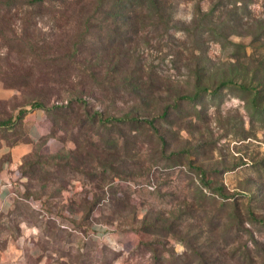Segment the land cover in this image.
Returning a JSON list of instances; mask_svg holds the SVG:
<instances>
[{
  "label": "rangeland",
  "instance_id": "1",
  "mask_svg": "<svg viewBox=\"0 0 264 264\" xmlns=\"http://www.w3.org/2000/svg\"><path fill=\"white\" fill-rule=\"evenodd\" d=\"M159 1L171 31L155 30L154 17L118 46L111 31L83 37L85 49L113 53L90 77L62 55L79 32L64 31L75 14L65 24L43 7L40 31H0V58L11 67L68 68L19 89L0 77L11 91L0 120L34 99L44 104L14 201L0 213V264H184L193 239L220 264H264V0ZM61 6L69 14L74 4ZM2 24L18 29L15 18ZM166 105L157 133L100 121L152 118ZM25 128L24 117L0 127V141H26ZM192 255L187 264H198Z\"/></svg>",
  "mask_w": 264,
  "mask_h": 264
},
{
  "label": "trees",
  "instance_id": "2",
  "mask_svg": "<svg viewBox=\"0 0 264 264\" xmlns=\"http://www.w3.org/2000/svg\"><path fill=\"white\" fill-rule=\"evenodd\" d=\"M18 0H3L0 2V20L2 21L4 18H15L18 21V29L12 28L8 25L2 24L0 26V31H40L37 28V18H41L44 14V11H57L59 12V18L62 19L63 23L67 24L68 18L73 14L76 15V23L74 26L70 28H64V31H79L74 40L68 41V46L66 45L63 49V54L66 57H70L77 62L76 67L78 69L79 75H87V76H95L94 69L96 65H107L113 61V59L109 55L107 50L105 51V55H102V52H99L97 48L94 49H85L83 41L88 32L97 31L101 36H105L109 31L111 36L108 37L109 42H115L113 45H121L125 43V35L130 33H135L136 31H141L150 23H147V19H151L154 17L158 18V22H160V26L155 22L152 26L155 30L158 31H171V28L174 26L171 25V16L168 13L167 7L161 5L159 0H26L25 6L28 9L20 10L18 8ZM57 4V6L52 7V5ZM63 3L66 5L73 3L74 7L71 9L70 13L66 12V6H61ZM60 5V6H59ZM45 8L41 10L42 8ZM59 7V10H58ZM55 16V15H53ZM9 40L8 42H10ZM13 41V39H12ZM6 45H12L13 43H8ZM74 42V43H73ZM73 43V44H72ZM16 44V43H15ZM37 43L29 42V52L34 56L41 57V51L36 49ZM72 44V45H71ZM18 46V43H17ZM109 47V46H108ZM107 47V48H108ZM106 48V49H107ZM10 52L7 51L6 55ZM107 57L105 59V57ZM114 56V55H113ZM6 56L0 58V77L4 84L8 87H16L22 88V86L26 84H31L32 80L37 74L40 78L46 76L47 74L53 76L59 71L68 70L65 67H28L23 70H18L17 68L11 67L10 64L4 62ZM95 66V67H94ZM106 66L105 71L114 70V68H118L117 65H114L111 69ZM39 68V69H38ZM34 70V71H32ZM43 70L45 72H43ZM43 73V74H42ZM107 75V74H106ZM30 77V78H28ZM40 80V79H39ZM35 81V80H34ZM36 82V81H35ZM91 83V82H89ZM196 95H182L181 99H194ZM82 104H87L85 99H80ZM30 110L44 108V104L40 99H34L29 104ZM66 106L59 105L58 109L63 110ZM169 105H166L161 113L155 114L152 118L147 117H121L119 119L113 117H107L105 120L100 119L101 122H105L108 120H114L119 122H127L129 124L135 125H143L147 124L154 132H158V127L156 120L163 119L169 114ZM28 112V109H19L17 115L15 117H9L4 120H0V127L10 128V126H14L17 120H20L24 117V115ZM87 119L90 121H94L95 117L93 115L87 114ZM162 141V144H165V140L162 136H158ZM32 164V162L30 163ZM65 166H69L67 163H61ZM60 166V165H59ZM249 212V211H248ZM242 222V219H239ZM156 230L157 227L152 224L147 225V223L143 226V229L147 232H152V230ZM167 230L172 231L171 227L167 226ZM165 227H162L159 230H164ZM153 235L157 234L152 232ZM255 244L257 242L254 241ZM187 248L192 256H196V260L198 264H220V254L214 255L211 254L210 251H207V246L204 243H200L197 239L189 240L187 243ZM199 250V251H198ZM208 252L210 254H208ZM190 253L185 255L188 259L184 260V264H187V261H190ZM180 261H178V264Z\"/></svg>",
  "mask_w": 264,
  "mask_h": 264
},
{
  "label": "crops",
  "instance_id": "3",
  "mask_svg": "<svg viewBox=\"0 0 264 264\" xmlns=\"http://www.w3.org/2000/svg\"><path fill=\"white\" fill-rule=\"evenodd\" d=\"M11 91L0 83V99L9 97ZM43 113L39 109L29 110L24 115L26 141L7 145L0 141V213L8 210L14 201V188L20 177L19 167L32 147V142L40 134Z\"/></svg>",
  "mask_w": 264,
  "mask_h": 264
}]
</instances>
